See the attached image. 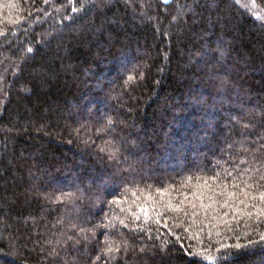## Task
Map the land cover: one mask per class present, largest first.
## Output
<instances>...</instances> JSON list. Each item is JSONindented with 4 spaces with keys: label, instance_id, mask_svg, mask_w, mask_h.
I'll use <instances>...</instances> for the list:
<instances>
[{
    "label": "trees",
    "instance_id": "obj_1",
    "mask_svg": "<svg viewBox=\"0 0 264 264\" xmlns=\"http://www.w3.org/2000/svg\"><path fill=\"white\" fill-rule=\"evenodd\" d=\"M264 0H0V264H264Z\"/></svg>",
    "mask_w": 264,
    "mask_h": 264
},
{
    "label": "snow or ice",
    "instance_id": "obj_2",
    "mask_svg": "<svg viewBox=\"0 0 264 264\" xmlns=\"http://www.w3.org/2000/svg\"><path fill=\"white\" fill-rule=\"evenodd\" d=\"M261 199H264V195L261 196Z\"/></svg>",
    "mask_w": 264,
    "mask_h": 264
},
{
    "label": "rangeland",
    "instance_id": "obj_3",
    "mask_svg": "<svg viewBox=\"0 0 264 264\" xmlns=\"http://www.w3.org/2000/svg\"><path fill=\"white\" fill-rule=\"evenodd\" d=\"M164 1H169V0H164Z\"/></svg>",
    "mask_w": 264,
    "mask_h": 264
}]
</instances>
